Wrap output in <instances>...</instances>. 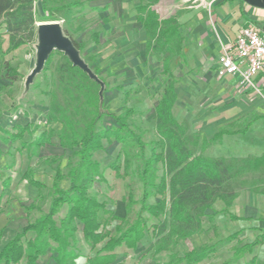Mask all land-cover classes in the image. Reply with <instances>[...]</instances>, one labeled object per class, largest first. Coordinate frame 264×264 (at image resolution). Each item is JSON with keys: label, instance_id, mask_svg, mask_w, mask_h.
I'll list each match as a JSON object with an SVG mask.
<instances>
[{"label": "trees", "instance_id": "obj_1", "mask_svg": "<svg viewBox=\"0 0 264 264\" xmlns=\"http://www.w3.org/2000/svg\"><path fill=\"white\" fill-rule=\"evenodd\" d=\"M161 0H138L135 6L136 21L143 25L146 36V57L162 55V85L158 98L154 102L155 139L146 141V131L132 123V118L140 113L129 107L132 93L145 90L144 84L124 91V105L120 113L106 107L102 93L108 90V81L100 75L98 65L93 68V77L79 65L72 62L63 51L55 50L47 58L43 70L51 71L56 79L51 82L50 106L46 114L45 125L49 128L36 138L27 142L26 134L32 135L39 128L37 124L13 126L12 129L0 127L4 142L19 141L22 153L24 149L30 156L37 155L46 145H52L57 135L61 148L70 150L64 167L63 157L45 159L54 167L55 176L49 190L50 204L47 211H41L38 202H33L25 210L37 209L40 214L29 220L21 231L17 232L0 250V264H36L41 255L48 250L55 253L57 264H75L80 251L78 230L82 229L85 241L95 249L104 245L96 255L89 257V264H110L116 258L115 249L126 245L135 249L149 229V221L154 244L153 254L170 252L166 264H199L221 247V241L195 246L182 256L174 252L179 242L204 231L203 222L207 218L216 233L214 224L216 211L209 213L214 205L221 201L223 212L232 220L244 219L229 211L239 196V189L245 188L264 195V153L245 156H209L205 151L221 144L226 135L246 134L250 124L242 129L220 128L210 138L200 131H191L188 121H179L174 114L178 100L179 79L172 75L170 60L184 50L185 35L181 30L178 14L162 18L156 5ZM84 8L82 0H0V30L8 35V50L33 43L38 35L36 13L41 21L63 20L70 23L75 14ZM104 10V9H103ZM69 35L76 49L83 51L86 43ZM97 38V33H94ZM98 41V40H96ZM91 60L96 57L90 56ZM10 70V64L5 63ZM9 79L17 80V74H9ZM122 89L121 86H117ZM105 117H111L115 123L104 127ZM257 119V117H256ZM60 124L55 130L51 125ZM121 144L118 155L109 168L117 178L126 181L125 216L117 215L90 193L96 182L104 181L103 168L94 159L96 152L104 149V142ZM199 151V152H198ZM2 151H0V157ZM9 157L14 154L8 151ZM137 179L141 182V198H135ZM28 183L38 189L39 200L44 201L45 182L35 178L31 165L21 175ZM68 187H63V181ZM11 178L3 181L4 188L10 185ZM4 193L0 194L1 202ZM154 202H149L151 199ZM138 210H134L135 205ZM66 208L63 216L61 209ZM133 214V215H132ZM147 214V216L145 215ZM114 221L119 223L114 231L109 229ZM258 231L252 242L245 243L235 232L224 239L230 242L236 239L233 255L221 264H240L247 254L264 243V229ZM34 232V237L29 233ZM245 264H264V260L253 256Z\"/></svg>", "mask_w": 264, "mask_h": 264}, {"label": "rangeland", "instance_id": "obj_2", "mask_svg": "<svg viewBox=\"0 0 264 264\" xmlns=\"http://www.w3.org/2000/svg\"><path fill=\"white\" fill-rule=\"evenodd\" d=\"M82 1H84L83 10L75 14V18H73L70 23H64L63 20L56 21L60 23L63 34L67 38L70 39L69 35L66 33L72 35L76 40H82L86 43L83 51L77 49L78 55L89 66L91 71L96 65H98L101 69L100 75L106 77L108 81V90H104L101 97L104 105L110 110L120 113L124 105V91L134 88L139 84L145 85V90L142 92L132 93L127 105L133 107L140 113L132 118V123L146 131L144 139L146 141L155 139L154 102L158 98V90L162 85L163 56L156 54L147 59L139 48V43H136V41L133 40L131 45H126L123 36L125 35V25L133 23L135 8H128L126 13L127 16L121 17L117 11L118 5L114 2ZM104 8L106 9L105 12L101 10ZM160 11L162 12V10ZM41 19L42 18L37 12V27L38 24L41 23L54 22L41 21ZM94 33H97V38H95ZM4 34V30L1 29L0 42L2 41V36ZM38 44L39 37L37 35L33 43L20 47L15 59L10 64L11 74H17V80L11 84V87L8 86L10 88L6 86L3 87V89L7 90L6 92L12 96L11 98L14 100L11 103L12 107H27L30 108L31 111L36 110L37 113L39 112L36 117L41 121H46V114L49 110L51 101L50 91L54 89L50 84L56 79V75L51 71H44L42 68L40 72L35 74L32 78H29L37 64ZM93 55L96 57V60H91L90 56ZM190 69L191 68L189 67H185V99L182 97L180 99V101L182 100L181 103L174 107L176 118L179 121H188L191 131H200L208 137L220 127L231 129L244 128L250 119V117H246L245 115L234 120L227 117L224 121L218 124V126H213V124H211L212 120L219 117L218 113L222 104L217 101L216 95L213 94L210 87H207V84L203 82L202 75ZM183 83V81H179L178 88L182 89ZM117 86H121L122 89H118ZM114 123L115 121L113 118L105 117L103 126L110 127ZM51 126L55 128L56 131L60 129V124L58 123L52 124ZM48 128L49 126L47 127L44 125L42 128L43 130H41L44 131ZM36 133L37 131L30 135V138L27 137L26 141L29 142L33 139L34 136H36ZM52 139L56 142H53L52 145L42 147L39 150V153L33 156H30L26 149H24L22 153H19L16 150L21 147L19 141L15 143L17 146H14L13 143H9L8 145L0 144V151H2L0 157V176L1 171L5 169H8L17 175L19 173L21 176L26 170V167L31 165L35 172V178L45 182L47 185V189L42 191L45 195L44 201H38V189L32 187L26 179L22 181L20 180L16 192H18V190H23L25 194L24 196L22 195V198L19 197L17 199L18 204L17 202L16 204L12 203L11 198L8 199L5 197V211H9V209L15 207L17 208V213L22 214L24 212L22 207L25 208L24 205H21L22 201H30V205L33 202H38L41 211L47 210L50 203L49 190L51 189L53 178L55 176L54 167L56 165L51 166V164H47L45 159L61 156L63 157L60 161L62 164L61 167H64L67 157L71 155L70 150L60 147L57 135ZM104 146V149L95 153L94 159L100 162L105 180L96 182L90 190V193L96 195L99 200L106 201L107 207L117 214L121 210L119 203L123 201L122 198L127 192L125 187L126 181L117 178L114 171H112L109 166L118 155L121 144L117 141L108 144L105 141ZM8 151L13 152L14 156L9 157ZM252 151L253 149H251L246 136L244 134H238L225 136L221 144L212 146L205 151V154L209 156L224 155L240 157L252 154ZM17 175L15 176L17 177ZM135 180V198L140 200L142 194L141 182L136 176ZM68 184L67 180L62 183L65 188L68 187ZM251 194H254L255 197L257 196V201L259 203L262 202L261 199L263 198H261L259 194L242 188L239 189V196L229 208V211L235 212L244 217L246 215L247 202L251 200L249 198L252 196ZM154 201H156V199L153 198L149 202ZM223 208L224 204L221 201H218L213 209L208 210L209 213L216 211V217L214 220V224L217 227L216 233H214V230L211 228V222L205 218L203 222L204 231L195 234L186 240L180 241L178 246L174 249V252L182 256L186 251L191 250L195 246L221 241V247L218 251L199 264H221L224 260L231 258L233 255V246L237 241L236 239L230 242L223 241L229 235L238 232L237 230L242 227V224L236 220H232L228 213L222 211ZM138 209L139 205L137 204L134 206V210L136 211ZM65 211L66 208L61 209L59 216H63ZM39 214L40 212L37 209L33 210L30 212L28 220H34ZM145 215L147 216V214ZM155 221L156 219L153 218L148 223L149 229L147 230V234L150 240H154L150 225ZM114 223L118 224L119 222L116 221ZM238 238L243 241L247 239L245 233H241V231ZM148 254L156 259L153 250ZM160 254L162 255L161 257H158V259H164L167 261L170 252H162ZM246 260L247 257L240 260V264H245ZM19 264H24V262Z\"/></svg>", "mask_w": 264, "mask_h": 264}, {"label": "crops", "instance_id": "obj_3", "mask_svg": "<svg viewBox=\"0 0 264 264\" xmlns=\"http://www.w3.org/2000/svg\"><path fill=\"white\" fill-rule=\"evenodd\" d=\"M89 2H114L118 5L117 11L121 17H126L127 9H133L138 4V0H89ZM156 9L162 18L178 14L181 30L185 35L183 52L173 57L169 63L172 75H175L179 81L184 82L182 89L177 88L178 100L175 106L181 103L182 100L180 101V99L182 97L185 99V67H189L191 68L190 70L196 71L202 75L203 82L207 84V87H210L213 94L216 95L217 101L222 104L218 113L219 117L212 120L211 124H213V126H218V124L227 117L231 120L237 119L242 115L250 117L247 124L250 122L251 124L244 135L251 149H253L252 154L260 155L264 153V94L259 95L252 91L242 92L239 90L236 77L231 75L220 77L217 74L218 59L224 45L235 43L240 31L244 27L253 25L264 30V8L252 6L244 0H161L156 5ZM101 10L105 12L106 9L104 8V10ZM160 10H162V12ZM124 34L126 45H131L133 40L136 41V43H139L138 46L140 45L139 48L146 57L145 30L143 25L136 21L135 12L133 23L125 25ZM8 47L9 38L8 35L4 34L0 42V127L12 129L13 126L17 124L23 126L31 123L39 124L36 136H34V138H36L42 132V128L46 121H41L36 117L39 113H37L36 110L31 111V109L27 107H12L11 103L14 100L11 98L12 96L6 92L7 90L3 89V87L6 86L11 87V84L16 82V80L8 78V75H11V71L5 68V63L11 64L20 49L9 51ZM258 80H264V69L259 73ZM219 129L217 128L214 133ZM213 134H211V136ZM27 137L30 138V135H25V141ZM3 140L4 136L0 133V144L8 145L11 143H5ZM16 142L13 143L14 146H17L15 144ZM15 175L17 174H14L8 169L1 171L0 194L4 193V197L1 202L3 210L0 213V250H2L9 240L29 222V214L23 207L22 209L24 212L22 214L17 213V208L15 207L9 209V211H5V197L8 199L11 198L12 203L16 204L17 199L19 197L22 198V195L24 196L25 194L23 190H18V192H16L20 180L22 181L25 179H22L19 173L17 177ZM7 177L11 178V182L7 188H4L3 181ZM251 195L252 196L249 197L251 200L247 202L246 205L245 218L232 212L244 218L236 221L242 224V227L237 231L245 233V237H247V239L244 240L245 243L252 242L255 239L258 234L255 228L264 229V195L259 194L261 198H263L260 203L257 201V196L255 197L254 194ZM21 205L28 207L30 201H22ZM119 207L121 210L117 215L125 216V202H120ZM48 209L49 206L47 210ZM114 222L111 227L109 226L111 231H114L117 225ZM28 235L29 237H34L35 233L30 232ZM77 236V247L80 251V255L75 260V264H89V257L96 255L98 249L104 245V242H101L95 249H92L85 241L81 228H79ZM153 244L154 240H150L146 233L145 237L139 242L135 249L128 248L126 245L118 246L113 252L116 258L110 264H166L168 260L158 259L162 254L154 255L156 259L148 254L152 250ZM54 256L55 253L48 250L46 254L38 258L36 264H57L54 260ZM253 256H257L258 259L264 260V243L257 246L252 254H247L245 256V258L247 257L246 262Z\"/></svg>", "mask_w": 264, "mask_h": 264}, {"label": "built area", "instance_id": "obj_4", "mask_svg": "<svg viewBox=\"0 0 264 264\" xmlns=\"http://www.w3.org/2000/svg\"><path fill=\"white\" fill-rule=\"evenodd\" d=\"M264 69V30L253 25L244 27L235 43L224 45L218 59L217 74L237 78L239 90L264 94V80L258 75Z\"/></svg>", "mask_w": 264, "mask_h": 264}, {"label": "water", "instance_id": "obj_5", "mask_svg": "<svg viewBox=\"0 0 264 264\" xmlns=\"http://www.w3.org/2000/svg\"><path fill=\"white\" fill-rule=\"evenodd\" d=\"M244 1L252 6L264 8V0ZM38 37L37 64L29 78H32L42 70L48 56L56 49L63 51L70 57L74 64L79 65L90 73L91 76L96 77L89 66L79 57L78 51L73 42L63 34L61 25L58 21L38 24Z\"/></svg>", "mask_w": 264, "mask_h": 264}]
</instances>
